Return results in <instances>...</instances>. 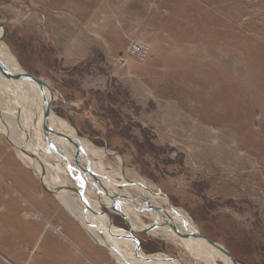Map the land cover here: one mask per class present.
<instances>
[{
  "label": "rangeland",
  "instance_id": "rangeland-1",
  "mask_svg": "<svg viewBox=\"0 0 264 264\" xmlns=\"http://www.w3.org/2000/svg\"><path fill=\"white\" fill-rule=\"evenodd\" d=\"M0 23L16 62L48 85L52 122L101 155L102 177L144 181L239 264H264V0H0ZM139 42L151 48L146 60L131 54ZM25 90L30 100L34 89ZM27 187L45 200L41 212ZM138 213L137 225L156 220ZM33 220L49 229L27 235ZM60 220L83 227L0 132V264H59L47 247ZM59 230L53 238L73 248L68 229ZM150 232L137 234L146 254L209 264L214 250ZM76 259L99 264L92 254Z\"/></svg>",
  "mask_w": 264,
  "mask_h": 264
},
{
  "label": "bare ground",
  "instance_id": "bare-ground-1",
  "mask_svg": "<svg viewBox=\"0 0 264 264\" xmlns=\"http://www.w3.org/2000/svg\"><path fill=\"white\" fill-rule=\"evenodd\" d=\"M0 58L11 68L13 72L22 74L21 71L23 70L24 74L25 69L16 62L12 52L2 42H0ZM26 85L30 87L32 86L34 89V93L32 94V97H30V100L29 95L25 90ZM35 87L38 89L39 93ZM30 101H32V103ZM54 119L55 116L50 113V125L58 134L61 133L68 139H75L73 141L76 143L75 145L77 148L69 140L51 134L47 125H45L43 96L39 86L31 81H14L9 78L2 68H0V132L9 144L16 150L21 161L24 162L28 168L34 170V173L40 179V182L41 178H43L44 183L49 189H53L55 192L57 191L56 193L54 192L56 199L68 212H70L74 219L83 225L87 234L102 246L106 245L108 247H115V249L125 256L130 262H124L120 256L116 254L115 250L110 248L111 252L108 250L110 255L113 257L115 256L119 264L180 263L179 261H176L175 258H170V256L162 253L148 254V257L154 259L152 261L141 262L136 260L132 253L134 243L119 240L109 232L108 224H111L114 232L125 234L123 230L112 224L109 214H106L105 217L103 215L100 216L93 213L92 211L86 209L84 202L79 199L80 196H75V193H77L76 189L80 188V185L76 180V177H74V174L70 173L69 167L65 163L62 154L65 155L66 158L68 157L69 161L75 168V173L82 175L85 180L88 181V191L86 192V189L85 192L88 193L89 196H93L91 201H88L93 210H101L100 207L103 205L102 203L107 205L112 204L109 193L137 197L133 193L131 195L127 192L128 190H135L139 193L138 196L140 198L149 197L155 205H158L156 200L160 199L163 202H166L168 207L165 206V212L163 214L153 210L149 211L152 214L154 213L156 220L160 222V226L149 230V232L151 231L155 236L162 235L168 237L172 235L174 237H178L189 249H191L190 247H193V244H201L203 247H207V249L214 250L216 254L225 260V263L227 262V264H229L226 258H224L217 249L209 245L206 241L200 238L177 234L173 228L174 225H176L183 232L192 231L196 234H199L200 232L188 214L183 212L182 209L173 207V205L171 206L168 201L169 199L165 196L159 195L158 191L152 189L150 185L138 178L127 179L125 175H123V180H118V178H116L113 174H111L110 177L108 176V178L107 176L102 177V172L104 171L105 166H102L100 163L98 164L95 160V157L100 158L101 155L96 153L88 143H83L80 138H77L76 130L74 128L67 129L66 126L61 124L57 129L55 124L52 122ZM37 128L38 130H42V135L50 138V142H48V139L42 140V136L40 140L36 139L35 131ZM76 140L81 143L80 147ZM46 142L51 143V146H54V148L51 149V146H47L48 144ZM82 145H84V148H81ZM86 151H89V153L91 151V154H94V158H91L89 153ZM56 152L61 156L63 166L58 163H53L51 157H55L54 154L56 155ZM43 154L44 156H42ZM75 154H79V161L82 167L76 164ZM87 166H89L91 170L97 174L96 178L89 176L85 171H83V168H87ZM133 182L136 184H133ZM118 183L122 184L124 189H119ZM125 183H129L130 185H126ZM68 184H72L73 187ZM72 192L75 195H73ZM92 192L95 194L92 195ZM95 195L99 197H106H103L104 200L99 201V198L94 197ZM118 199L120 201L121 212L128 219V222L126 221V223L132 226L137 234L139 233L138 231L145 230L146 228L142 224L137 225L138 223H136L139 222L138 220L136 221L139 211L135 210V204L125 200V202H127L126 204L124 199ZM141 221L142 220H140V222ZM133 225L135 227H133ZM151 225L147 226V228ZM136 228L144 229L137 230ZM194 251L198 253L197 249ZM214 251L212 253L210 252L212 255H208L206 257L204 256L209 264H214Z\"/></svg>",
  "mask_w": 264,
  "mask_h": 264
},
{
  "label": "water",
  "instance_id": "water-1",
  "mask_svg": "<svg viewBox=\"0 0 264 264\" xmlns=\"http://www.w3.org/2000/svg\"><path fill=\"white\" fill-rule=\"evenodd\" d=\"M1 23H0V29H1ZM0 42H1V36H0ZM0 68H2L5 73L9 76V78H11L12 80L14 81H31V82H34L35 84H37L40 88V91H41V94L43 96V108H44V116H45V125H47L49 131L51 132V134H54L56 136H60L62 138H65L67 140H69L72 144H76L72 139H68L67 137H65L64 135H62L61 133H57L55 131V129L50 125V101L48 100V97H47V91H46V88H49L48 85L46 84L45 81H43L41 78L39 77H36L35 75L31 74L30 72H28L27 70L24 71V74H17L15 72H13L11 70V68L5 64L1 58H0ZM76 146V145H75ZM77 148V146H76ZM62 156L64 157V161L65 163L67 164V166L69 167V170H70V173L74 174V177H76V180L78 181L81 189H76L77 190V193L79 194L80 196V199L82 200V202H84L85 206H86V209L92 211L93 213H96L97 215H106L108 214L109 212L107 211L108 209L112 210V211H116V212H119L121 213V216L124 217V219L126 218L124 216V214L121 212V209H120V201L118 198H122L124 200H127V201H130L131 203L135 204V210L137 211H156L158 213H164L165 212V207L163 206H160V205H155L152 203V201L149 199V197H146V198H140L139 196L137 197H134V196H125L123 194H117V193H109L110 194V199L112 201V204L110 205H107L105 203H102L103 204V207L105 208H108L107 210L106 209H102V210H99V211H96V210H93V208L91 207V205L89 204L88 200H86V196H85V190L87 188V183L88 181L85 180V178L82 176V175H79L78 173H75V168L74 166L71 164V162L69 161L68 157L66 158L65 155L62 154ZM75 157H76V164L79 165L80 167H82V165L80 164V161H79V154H75ZM83 171H85L89 176H92L94 178L97 177V174L91 170V168L89 166H87V168H83ZM41 184L43 186V188L52 193V194H55L56 192L53 190V189H49L47 187V185L44 183V180L43 178H41ZM126 185H128L129 183H125ZM133 184H136L133 182ZM130 185V184H129ZM55 192V193H54ZM159 195H162V196H165V197H168L165 193L163 192H158ZM172 206V204H171ZM174 207V206H173ZM126 221L128 222V219L126 218ZM128 228L129 229H123V228H120L121 230L124 231L125 234H120V233H116L113 231L112 229V226L111 224H108V229H109V232L114 236L116 237L117 239L119 240H123V241H130V242H133L134 243V246H133V256L136 260L138 261H141V262H146V261H152L154 259L148 257V254H146L144 251H143V247H142V242H141V239L137 236V233H135V230L132 228V226H130L128 223ZM160 226V222H158V220H155L154 223L146 228L145 230H142V231H138L139 233H148L149 230L153 229V228H156ZM175 232L177 234H181V235H186V236H191V237H194V238H200L204 241H206L209 245H211L212 247H214L215 249H217L222 255L224 258H226V260L228 261L229 264H239V262L236 260L235 257H233L232 253L229 251V249L227 247H225L223 244L209 238L208 236H206L205 234L203 233H199V234H196L192 231H181L176 225L173 226ZM107 250L110 251V248L114 249L116 254L120 256V258L124 261V262H127V263H130L129 260L123 256L121 253H119L115 247H108V246H104ZM111 252V251H110ZM115 258V256H114ZM172 258V257H170ZM177 260H179V262L181 264H184L182 262L181 259L175 257ZM227 264V262H226Z\"/></svg>",
  "mask_w": 264,
  "mask_h": 264
},
{
  "label": "crops",
  "instance_id": "crops-1",
  "mask_svg": "<svg viewBox=\"0 0 264 264\" xmlns=\"http://www.w3.org/2000/svg\"><path fill=\"white\" fill-rule=\"evenodd\" d=\"M27 194L32 196L34 201L28 202V204L37 210H41L43 207H45V200H40L36 201V192L34 190H30L29 187H27ZM38 204V206H37ZM120 206V204H119ZM45 210V209H44ZM41 212V211H40ZM118 214V213H117ZM120 215V214H119ZM123 217V216H122ZM124 218V217H123ZM35 221V224H30V227L27 226V235L33 233L31 232L32 230L40 229L42 227L43 229H49L47 224H43L37 220ZM126 221V220H125ZM76 224V223H75ZM53 225V236L52 240L49 243L47 250H51L53 253V257L51 259L53 261H56V263L59 264H83L79 259H76V257H80L81 253H84L86 255L92 254L97 257L98 263L99 264H113V260L117 261L114 259L112 255H110L109 251L102 246L101 244L97 243L94 241L84 230L83 227H80L78 224L72 226L69 224H66L64 220H60L58 223H52ZM61 227H65L68 229V233H70L74 239L72 238V244L73 248L71 246H68L67 244H60L57 242V239L55 240L53 237L55 236L56 231H60ZM56 228L58 230H56ZM42 229V230H43ZM35 233V232H34ZM77 250V251H75ZM119 264V262H116Z\"/></svg>",
  "mask_w": 264,
  "mask_h": 264
},
{
  "label": "built area",
  "instance_id": "built-area-1",
  "mask_svg": "<svg viewBox=\"0 0 264 264\" xmlns=\"http://www.w3.org/2000/svg\"><path fill=\"white\" fill-rule=\"evenodd\" d=\"M151 53V48L145 43H134L131 47V54L138 60H146Z\"/></svg>",
  "mask_w": 264,
  "mask_h": 264
}]
</instances>
